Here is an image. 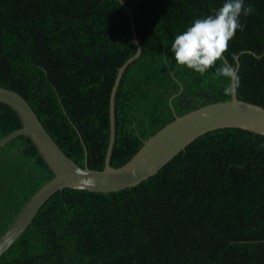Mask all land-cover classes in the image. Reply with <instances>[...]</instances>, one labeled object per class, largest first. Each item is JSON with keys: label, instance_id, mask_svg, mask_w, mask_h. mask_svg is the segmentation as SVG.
<instances>
[{"label": "trees", "instance_id": "16d2710c", "mask_svg": "<svg viewBox=\"0 0 264 264\" xmlns=\"http://www.w3.org/2000/svg\"><path fill=\"white\" fill-rule=\"evenodd\" d=\"M139 52L113 95L108 162L127 160L172 117L229 98L226 78L178 65L174 37L223 0H121ZM120 0H0V85L28 102L63 152L100 169L108 96L131 55V23ZM224 58L239 99L264 106V0H244ZM171 96L170 104L168 96ZM20 126L0 101V136ZM85 153H84V149ZM52 175L31 140L0 145V233ZM0 264H264V135L237 126L204 131L133 185L94 191L64 186L36 209L0 253Z\"/></svg>", "mask_w": 264, "mask_h": 264}, {"label": "water", "instance_id": "95a60500", "mask_svg": "<svg viewBox=\"0 0 264 264\" xmlns=\"http://www.w3.org/2000/svg\"><path fill=\"white\" fill-rule=\"evenodd\" d=\"M121 3L129 16L132 41L136 48L118 65L110 87L107 113L108 138L102 168H90L85 161L82 165L73 161L48 134L25 98L14 89L0 85V101L14 110L20 122L19 127L0 136V145L17 134L26 135L33 143L38 155L52 172L51 177L41 183L29 195L0 233V253L10 245L31 220L36 209L56 189L68 186L94 191H108L133 185L156 171L193 137L212 128L237 126L264 135V106L239 99L234 94L227 99L207 102L177 114L170 104L171 96L174 95L172 93L168 96L172 117L143 138L139 147L127 160L117 166L110 165L108 156L114 130L112 105L114 89L125 64L139 52L131 12L124 2L121 1ZM224 60L226 59L224 58ZM235 63L236 66V58Z\"/></svg>", "mask_w": 264, "mask_h": 264}, {"label": "clouds", "instance_id": "9594fccd", "mask_svg": "<svg viewBox=\"0 0 264 264\" xmlns=\"http://www.w3.org/2000/svg\"><path fill=\"white\" fill-rule=\"evenodd\" d=\"M253 12L251 5L245 6L244 0H223L222 6L213 14L194 18L185 30L174 37L171 52L178 65L186 66L204 75L215 67L212 79L226 78L230 83L223 87L226 96L235 94L239 84L237 66L224 60V53L237 29L243 30L240 16H248Z\"/></svg>", "mask_w": 264, "mask_h": 264}]
</instances>
